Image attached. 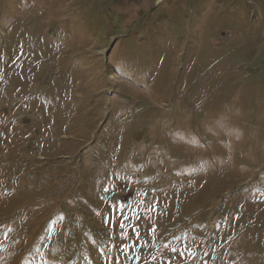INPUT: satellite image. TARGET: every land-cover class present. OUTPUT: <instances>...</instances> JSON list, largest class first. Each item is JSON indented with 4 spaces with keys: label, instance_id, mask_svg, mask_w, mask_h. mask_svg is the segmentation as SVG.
I'll list each match as a JSON object with an SVG mask.
<instances>
[{
    "label": "rangeland",
    "instance_id": "obj_1",
    "mask_svg": "<svg viewBox=\"0 0 264 264\" xmlns=\"http://www.w3.org/2000/svg\"><path fill=\"white\" fill-rule=\"evenodd\" d=\"M0 264H264V0H0Z\"/></svg>",
    "mask_w": 264,
    "mask_h": 264
}]
</instances>
